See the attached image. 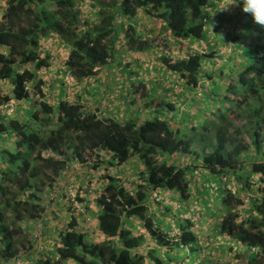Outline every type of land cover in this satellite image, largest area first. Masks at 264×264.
I'll return each mask as SVG.
<instances>
[{
    "label": "trees",
    "instance_id": "16d2710c",
    "mask_svg": "<svg viewBox=\"0 0 264 264\" xmlns=\"http://www.w3.org/2000/svg\"><path fill=\"white\" fill-rule=\"evenodd\" d=\"M90 1L98 9L92 23L82 19L75 0H0V261L13 264L28 247L21 223L45 215L41 195L55 186L66 163H80L75 169L86 175L105 162L113 171L97 177L102 182L92 200L95 225L84 227L72 212L53 256L27 264H178V256L186 258L182 264H203L204 251L205 264H214L231 249L238 264H264V26L238 5L235 18L243 27L216 38L231 46L229 55L218 54L215 40L205 42L207 30L218 28L210 15L218 8L215 0ZM144 17L158 33L146 27ZM153 34L171 44L156 43ZM50 36L69 48L58 71L83 87L68 95L63 81L55 102L38 76L39 69L55 65L41 43ZM122 42L136 61L170 46L155 58L156 68L181 93L170 97L172 86L166 84L155 95L157 82L151 80L154 86H128L123 98L130 116L124 119L89 109L83 95L88 81L118 56ZM184 42L205 44L203 51L183 54ZM221 59L226 67L213 69ZM124 66L123 75L129 70ZM138 92L140 104L131 112L128 100ZM130 159L139 163L133 181L121 176ZM215 179L237 183V191L219 185V196ZM157 193L166 203L196 199L210 219L219 218L214 239L222 242L213 247L202 240L192 215L173 222L172 210L154 205ZM209 193L219 197L218 212L203 198ZM76 199L86 204L78 191ZM92 228L99 241L91 240Z\"/></svg>",
    "mask_w": 264,
    "mask_h": 264
},
{
    "label": "rangeland",
    "instance_id": "374dc122",
    "mask_svg": "<svg viewBox=\"0 0 264 264\" xmlns=\"http://www.w3.org/2000/svg\"><path fill=\"white\" fill-rule=\"evenodd\" d=\"M217 3L215 5L218 6V8H216V11H213L212 13L210 12V15H212V18L215 22H217V24L215 23V26H217V30H212L209 29L207 30L209 34L206 35V39L205 42H208V40L212 43H215V41L217 40L216 38L221 37L223 35H233L235 34L237 31H239V27L242 26L243 27V22L240 21L237 24V19L235 18V12L237 11V6H229V10L228 11H224L221 10L220 8H222L225 3L227 2V0H215ZM76 4L80 7L81 11H82V19H86L89 21V23L91 22H95L98 19L97 16V12L98 9L97 7H94L91 4L90 0H75ZM50 9H53V6L49 4L48 6ZM239 8V7H238ZM213 21V22H214ZM159 29L161 31H164L162 26H159ZM154 36L152 37H156L157 40L156 43H160L162 46H165L167 43L171 44V41L169 38H165L164 39V35L160 34V36L158 37L157 35L153 34ZM217 35V36H215ZM215 40V41H214ZM230 42V41H229ZM43 44V49L49 50L51 52V56L50 58H52V62L55 64L53 68H49V69H39L38 70V76L41 77V79L43 80L44 84H43V88L46 89L50 94H49V100L51 102H55L58 96V91H59V86L60 83H62L63 81H65L64 84L67 85V92L66 94L70 95V93L72 92V90L76 89V91H81L82 90V85L81 83H73L71 81V77H69L67 74L64 73V70H62V72L58 71L60 69H63L61 67V65L58 64V61H65L66 57H67V53H68V45L61 41L58 37H45L42 39ZM205 43H203V45L198 44L196 42H184L180 48L183 50V54H185L187 51H191V50H198V51H203V46ZM206 46V45H205ZM119 50V54L116 58H114L109 64L108 66L104 67L102 69V71L95 77L92 78L90 81H88L89 84H87V90L86 92H83L84 96L86 97V105L88 106L89 109H96L97 112L99 113V115L101 116H113L119 119H124L128 116H130V113L128 114L127 111L124 109L126 104H123V102L120 104V102H115L118 98V95L120 93H118V85L121 83L122 85V90H121V94H124L127 90H128V86L131 85V88H137L139 86L140 82H144L146 84L147 87L151 86L152 84L150 83L151 80H155L157 82V85L155 87V92L154 94L157 95L160 90L162 89L163 85L167 86H172V90H170V97H175L176 95H179V93H181L182 88L180 86H178L175 83H172L171 80V76H168L167 78L162 79V76L160 74V71L156 68V66L158 65V63H155V58L159 57L160 54H163V52L165 54H167L170 51V46H167L165 48V50H160L161 52H156L155 54L152 55H148L145 60H140V61H136V59L138 60V58L133 55L132 53L130 54L126 48H124L123 42L119 44V46L117 47ZM214 50L218 53V54H226L229 55L231 53V46L230 44L228 46H224L221 45L218 41H216L215 44V48ZM175 53L176 50L174 49ZM206 51V50H205ZM208 51V48H207ZM120 61H122V63H120ZM228 63L225 61V59H221L219 60L216 64H215V68L213 67V69H216L218 67H226ZM124 65L127 66V68H129V70L131 72H133V74L127 78L130 74V71L128 70L124 75L123 72H121L122 67H125ZM60 72V73H59ZM121 80V81H120ZM154 86V85H152ZM82 87V88H81ZM91 90V91H90ZM143 89L140 88L139 92L142 91ZM84 91V90H83ZM134 94L133 95V99L129 98L128 101H130V110L132 111V108L134 109V107H136V105L140 104V100H139V96L140 93ZM125 95V94H124ZM126 95H128V92H126ZM128 99V96H125ZM118 103V104H116ZM11 108H8V113H13V106H9ZM136 111V110H135ZM142 115H140L141 117ZM264 146V143H263ZM103 155V154H102ZM105 157V155H103ZM107 158V156L105 157ZM186 158V157H185ZM187 159V158H186ZM101 161V160H100ZM197 163H201L200 160H197ZM70 164V163H69ZM68 163H66V166L64 167V170L66 168H68V170H70L71 175H67V177L65 176L66 179L68 180H72L74 182L73 185V195H75L76 198V194L77 191L79 194H81V196L86 199L85 202L86 204H81V211H79V213L82 214L83 217H90L87 221H89V223L87 224L88 226H92L93 225V221L95 220L93 218V215L95 213L96 207L94 204V199H96L97 197V193L99 191V182L102 181H98L99 179L97 178L99 173H97V170L95 171H88L86 173V175H83V179L78 178V180L74 181L72 176L75 174H78L77 172L81 171L79 169V171H77V169H75V167L73 166H69ZM101 171H110L112 172L113 169L111 168V166L107 165V163H101V165H99ZM123 168V177H125L126 179H128V181H133L134 179L137 178V176L139 175V163L135 160V159H130L129 162L124 163L122 166ZM121 168V169H122ZM61 174L59 175V182H56V184H60V179H61ZM64 178V179H65ZM63 179V180H64ZM251 180H254V183H256V185H258V182H261L260 178L258 176H254L251 178ZM127 181V180H126ZM227 181L223 180H216L215 179V184L217 185V190L219 191V196H220V188L218 187L219 185H226L227 187H231L235 190V192L237 191V183H231ZM264 183V182H263ZM262 183V184H263ZM136 186L140 185V183L138 182V180L135 182ZM261 184V185H262ZM203 185H205L206 187V183H203ZM58 190V186H56L54 189L53 187L51 189H45L44 192L41 195V199L43 202H51L54 198H56L57 194H60ZM205 192V190H203ZM161 194V193H160ZM159 193H157V198L155 195H153L151 198H154L155 201V206L159 207V208H164V209H169L166 210V212L168 213L170 210H172V220L173 222H177L180 220H184L186 219V217H188L189 215H192V219L199 225V231H200V235H201V239L205 240V239H209V244H211L213 247H216L218 245V243L222 242V239H214V227L218 222V217L215 219H210L209 217V213L207 210L204 209L203 206L200 205V203L197 202L196 199H194L193 197L189 196L184 197L182 200L177 198L174 201H167L168 203H166L165 201H163V196L160 195ZM190 195V194H187ZM160 198H162L160 201H158ZM203 198L208 199L210 202V209L212 208L214 211L218 212V199L219 197L213 198V194L209 193L208 195H204ZM79 202V201H78ZM214 202V204H213ZM158 203V204H157ZM167 205V206H166ZM87 206V207H86ZM168 207V208H166ZM153 208H150V212ZM176 212V213H175ZM170 215V213H169ZM29 224L30 221L27 222H22L21 225L22 227H25V232H24V239L29 240L28 242V248L31 250V241L32 238H34V231L29 230ZM94 226V225H93ZM171 227L170 224H166L165 228L167 229L168 227ZM141 230V229H140ZM136 231V230H134ZM92 234L90 236L92 241H99L100 237L95 233V230L92 228ZM170 235H173L177 232V229L175 230H170ZM27 237V238H26ZM200 239V242L202 241ZM57 241V237L55 238V242ZM204 244V241H203ZM220 247V246H219ZM142 252H144V250H146L144 247L141 248ZM171 252L167 253L169 254L168 256L172 257V256H177V254H170ZM192 254V252H191ZM206 254V251H204L203 253H201L200 258H205L203 264H205L207 262V258L208 257H204V255ZM161 256V255H160ZM199 256V250H197L196 252H193V254L189 257H191V259L193 260L194 257ZM207 256V255H206ZM237 254L234 252L233 249L229 250V251H223L221 254H219L217 256V260L219 261L218 263L215 262L214 264H238L237 263ZM198 257V259H200ZM175 259V258H174ZM186 259V258H182V257H177L176 260H178V264H182L181 262ZM244 259V258H242ZM202 260V259H201ZM197 262V261H196ZM192 264H197V263H192Z\"/></svg>",
    "mask_w": 264,
    "mask_h": 264
},
{
    "label": "crops",
    "instance_id": "0c3cea01",
    "mask_svg": "<svg viewBox=\"0 0 264 264\" xmlns=\"http://www.w3.org/2000/svg\"><path fill=\"white\" fill-rule=\"evenodd\" d=\"M142 21H144L147 24V26H146L147 28H151L152 26H154L145 17L143 18ZM214 23L217 24V22H215V21H214ZM156 26H158V25H156ZM152 30H154V29H152ZM154 32L158 33L156 30H154ZM207 34H209V33L207 32ZM215 36H217V35H215ZM44 51H45V49H44ZM47 51L51 54V52L49 50H47ZM61 67H63V66H61ZM118 87H119L118 93H120V94L118 95V98L115 102H118V103L120 102V104H121L123 102V99H124L123 98L124 94H121V90L123 89L121 83L118 85ZM118 103H116V104H118ZM123 104H125V102H123ZM124 109L126 110V105H125ZM77 173L78 174H74L72 176L74 181L78 180V178L83 179V177H82L83 175H81V174H83L84 172L79 171ZM63 192H64V188L62 189V193H61L62 196H63ZM61 195L58 196L57 198H54L51 202L50 201L49 202H42L43 205L48 204L47 208H45V212H44L45 215L43 217H41L44 228L41 231L39 239L37 241H35V243L31 246L32 249L29 250V252H28V258L27 259L29 262H30V260L33 261L34 259H36L38 257L44 258L47 256H53L52 254L56 251L55 247H56V245H58V241L55 242V238L56 237L58 238L59 231L66 225L68 219L70 218V214L72 212L76 211L73 209V207H71V204L67 201L68 198L64 197V196L62 197ZM53 210H55V211L60 210L62 212V217L56 218L54 216ZM76 212H77V217H78L79 221H81L80 223H83V226L85 227L89 223V221H87V220L90 217H83L81 213H79L78 211H76ZM38 221L39 220L30 222L29 230L34 231L36 226H37ZM93 225H95V223H93ZM208 244H209V242H208ZM0 264H9V263H5L3 261H0Z\"/></svg>",
    "mask_w": 264,
    "mask_h": 264
},
{
    "label": "built area",
    "instance_id": "2783aa9c",
    "mask_svg": "<svg viewBox=\"0 0 264 264\" xmlns=\"http://www.w3.org/2000/svg\"><path fill=\"white\" fill-rule=\"evenodd\" d=\"M12 105V104H10ZM7 106V105H6ZM4 106H2L3 108ZM81 164L78 163V162H75L74 163V166L73 167H79ZM97 173H101V170L98 169L97 170ZM67 175H71V172L70 170H68V168H66L65 170L62 171V174H61V179H60V184H56L53 189L58 186V190L60 194H57L56 195V198L58 196L61 195L62 193V188H64V193H65V197H67V201L71 204V207H73L74 210L76 211H81V203L78 202V200L75 198V195H73V185H74V182L70 179H66L65 176L67 177ZM65 178V179H64ZM64 179V180H63ZM74 180V179H73ZM59 182V180H58ZM45 208H47L48 204H45L44 205ZM54 216L56 218H59V217H62V212L60 210H56L54 211ZM38 223H37V226L34 230V238H32V241H31V246L35 243V241H37L40 237V234H41V231L43 230V222H42V219L39 218L38 219ZM29 248L26 247L25 249H23L19 254H17L14 259H13V264H27L29 263L28 261V252H29ZM48 257H52V256H48Z\"/></svg>",
    "mask_w": 264,
    "mask_h": 264
},
{
    "label": "clouds",
    "instance_id": "9594fccd",
    "mask_svg": "<svg viewBox=\"0 0 264 264\" xmlns=\"http://www.w3.org/2000/svg\"><path fill=\"white\" fill-rule=\"evenodd\" d=\"M230 5H239L244 13L251 15L255 23L264 26V0H227L220 9L228 11Z\"/></svg>",
    "mask_w": 264,
    "mask_h": 264
}]
</instances>
